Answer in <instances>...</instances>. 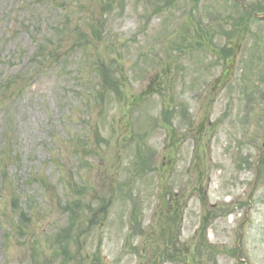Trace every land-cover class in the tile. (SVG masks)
<instances>
[{"label":"rangeland","instance_id":"rangeland-1","mask_svg":"<svg viewBox=\"0 0 264 264\" xmlns=\"http://www.w3.org/2000/svg\"><path fill=\"white\" fill-rule=\"evenodd\" d=\"M241 14L231 0H0V264H178L150 246L176 194L181 248L203 230L211 248L187 264H264V21ZM82 30L86 50L67 38L30 74L38 46ZM97 66L117 67L104 101Z\"/></svg>","mask_w":264,"mask_h":264},{"label":"trees","instance_id":"trees-1","mask_svg":"<svg viewBox=\"0 0 264 264\" xmlns=\"http://www.w3.org/2000/svg\"><path fill=\"white\" fill-rule=\"evenodd\" d=\"M62 29V27H60ZM50 42V38L47 39L46 43L44 44V47L39 48V50H41V53L38 54V56H36L34 58V60L32 61V65L35 68L34 70H38L41 71L42 68H45L48 64L45 63L46 61L49 62V64H52L53 62L57 61V52H59L58 48L55 49H51L49 50V45ZM59 47L61 46L60 43L57 44ZM80 47H86V45L82 44L80 42V44L78 45ZM54 52L53 55H50V53ZM101 63V62H99ZM96 64V62H95ZM52 66V65H51ZM99 79H100V90L97 94H96V99L95 100H102L104 101V98L106 96V92L107 93H117V83L118 80L115 78L114 75V71L112 68L110 67H104V66H97V69L95 70ZM6 88L3 89V94L6 97V92H5ZM103 90V91H102ZM106 91V92H105ZM107 207V205L102 208L105 209ZM101 211V210H100ZM98 211V213L100 212ZM97 213H94V215H96Z\"/></svg>","mask_w":264,"mask_h":264},{"label":"flooded vegetation","instance_id":"flooded-vegetation-1","mask_svg":"<svg viewBox=\"0 0 264 264\" xmlns=\"http://www.w3.org/2000/svg\"><path fill=\"white\" fill-rule=\"evenodd\" d=\"M176 210L178 209V207L175 208ZM186 264V263H185Z\"/></svg>","mask_w":264,"mask_h":264}]
</instances>
